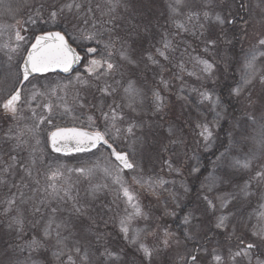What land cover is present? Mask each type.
I'll list each match as a JSON object with an SVG mask.
<instances>
[{
	"label": "rangeland",
	"instance_id": "374dc122",
	"mask_svg": "<svg viewBox=\"0 0 264 264\" xmlns=\"http://www.w3.org/2000/svg\"><path fill=\"white\" fill-rule=\"evenodd\" d=\"M41 2L47 4L50 0H0V26L16 25V22L20 21L21 23L17 27L29 29L28 26L33 24L24 23V21L28 20L29 15L34 14L31 6L39 5ZM168 2L169 0H132L130 2L129 12L135 16V21L141 27L140 34L136 35L133 33L129 44H132L133 40L135 41L133 49L138 57L143 55L144 62H140L138 65H126L114 53V60L117 63L124 64L121 69L122 75L121 72H117L114 78H108V83L113 84L117 88L114 98L118 103H126L121 100V97L124 95L123 86H125L129 78L135 80L137 87L144 93L143 104L137 108L136 113L132 114L140 125L134 130L135 136L118 140L117 144L114 145L118 151L129 152L131 162L137 166L135 170L124 169L121 175L126 182V186L133 193L135 200L139 202L143 211L148 214V219L135 218L131 222L128 239L124 238V233L120 230V218L125 214V198L122 191H119V186L113 184L112 178L103 171L105 166L103 164L104 157H109L112 164H115V160L110 157V150L106 146H100L92 152H86L88 153L87 155L68 159V157L58 156L59 154L53 153L48 145L49 133L56 127L74 126L90 130L92 128H98L100 131L104 130V121L99 118V111L91 107L81 110L75 101L78 92L81 96L88 95L89 100H92V96L82 90L81 86L76 83L77 76L91 79L86 71L87 64L70 75L49 73L31 77L22 86L21 110L16 121L0 109V129L3 131V135H0L2 136L1 142L4 143V133L9 128L24 129L33 127L39 122L40 116L48 117L47 110L42 106L44 104L53 106L52 116L50 117L52 124L50 125L46 121L40 124L39 138L41 143L37 146L38 155H42L43 158V163L38 162L37 164L40 172L37 177L40 181V195H43V188L50 183L48 177L53 174L51 172H55L57 175L51 183H54L59 189H66L69 196L75 197L82 204L89 206L91 219L89 220L85 217L83 223L77 225V229L74 230L73 237L70 240L80 236V242L85 247L91 243L92 247L88 250L92 255L94 264L96 260L102 258L95 251L96 248H99L101 253L104 252L105 248L109 252L114 253L111 258L103 257L105 264H113V261L115 264H184V258L188 252H195L200 257L202 264H236L232 256L237 251L244 249L245 244L258 242L257 238L252 235L253 229L251 226H259L257 220L258 208L259 203H264V201L258 202L255 195V187L251 189L254 196L250 201L239 192V189L249 179L250 170L232 169L226 163L218 161V159L209 160L208 173L199 183V191L192 197L191 186L197 173H192L191 169L197 165L201 167V163H203L201 161L202 156L214 145L218 128V126L212 125L213 139L209 142L208 147H205V141L198 135L200 129L196 128V124L205 121L212 122L217 112H220L221 117H223L220 99L219 106L213 108L208 101L200 102V92L208 91L213 94L214 98L219 97L217 93L218 80L228 70L226 67H228L230 61L235 58L237 61L235 66L236 77L237 81H239L245 54L256 45L259 38L264 37V11H262L264 5L261 4V0H247L245 4L248 7L247 10L243 9L245 13L240 16L241 20L235 22L232 30L230 28L227 29V35L221 39L215 49L210 48L205 52L202 40L190 34L175 36L176 29L167 18L166 5ZM258 5L260 6L258 7ZM232 11L233 14L237 13L236 3L232 4ZM44 14L45 16L47 15V9H45ZM159 14L163 16L162 20H160L161 16ZM245 20L247 21L246 24L244 23ZM40 23L46 24V27L63 25L71 39L76 34L74 27L70 23L59 20L55 24L51 22ZM164 23H166L165 26ZM193 23H196V21H193ZM145 24L149 25L147 32L144 31ZM214 31L218 32L219 30L216 29ZM168 32L172 33L168 38L173 40L177 51L173 53L171 63L160 58L163 67L154 65L147 61L148 51L154 52L153 45L156 47L160 46V34H167ZM14 33V28H8L0 32V45L10 43L14 46ZM22 35L26 38V43L23 47L28 48L32 35L24 31H22ZM154 36L155 39H153ZM73 40L77 43H84L78 39ZM227 41H231V43ZM188 45H191V47H188V52L185 53L184 49ZM118 47L119 45H117ZM217 48H219V51H216ZM6 51L7 49H0V72L3 73L2 78H4L0 82V102L7 97L14 85L16 87L20 86V84L16 83L17 68L15 65L22 63V60H20L19 56H14L13 60L9 61L5 55ZM189 53L192 57L200 56L210 62H215L216 68L211 77L201 72V67H198L195 61L190 59ZM23 54L26 55V53ZM180 63H183L182 69L177 67ZM257 68L264 69V58L258 60ZM189 73L193 74L189 75ZM6 75L9 77H6ZM161 76H163L164 80L169 81L166 89L159 83ZM114 80H119L120 84L116 85ZM56 84L68 85V87L63 90L57 89L54 94H50L48 89L42 87L43 85ZM153 90L160 91L163 97L164 108L160 111L155 109ZM89 92L95 93L96 96V100L92 102L99 103L100 93L95 91V87L91 88ZM39 93H44V95ZM259 93L260 84L257 81L252 90L253 99ZM34 94H36L35 99H33ZM112 100L113 97H109L106 103L110 104ZM237 100L239 107L243 111L242 116L247 118L246 114L251 113L253 109L247 105L243 98ZM66 108L72 111L66 112ZM105 110L107 109L105 108ZM33 111L36 113L35 116H33ZM124 111L127 113L129 109L124 108ZM88 116H93L94 119L91 127ZM126 126V123L121 125V127ZM169 129H172L171 134ZM249 131L253 135L255 134L251 128ZM22 138L28 139L27 136ZM176 138H181L184 144H172L171 141ZM32 143L34 142H30L29 147H26L20 153V156L26 161L30 160L29 148ZM249 147L251 148L253 145L250 143ZM9 148L10 145L2 148L0 144V163L9 160L7 154ZM234 158H239V156H230L229 160ZM98 160L101 161L99 169L90 173L87 171L85 173L75 171V169L81 167L87 170ZM166 161H172V168H179L180 171L170 170ZM261 164H264V157L261 160L252 162L253 167ZM226 170L234 173L231 177V182L219 183ZM33 174L35 176V169ZM133 176H142L144 180H148L149 177L158 178L169 181V183L164 185V188L153 190L147 184L142 186L134 181ZM27 183H29L30 188L35 187L33 182L29 181ZM182 184L188 189L187 192L184 191V187H181ZM209 187H211V191H209ZM165 189L168 191H165ZM19 191L29 193V188H23ZM19 191L11 188V184L7 187L0 186V209L5 206V201L10 198L11 193H16L18 198ZM169 192L177 193V200H173ZM230 192L237 193L240 199L233 201L226 209H220L219 202H217L215 214L210 211L205 213V202L202 199L204 195L213 198ZM192 199L194 201L191 206L187 207L182 215H179L180 209ZM249 202L251 207H249ZM67 203L70 207L73 201L68 200ZM128 210L131 211V206H128ZM166 212L174 213V215L166 214ZM232 213H235L236 216L233 217ZM188 214H191L193 219H191L189 225H185L183 218ZM68 215L67 212L58 214L55 217L53 229H55V224H60L63 220H66ZM220 215H227L228 220L226 221V227L218 229L215 224L217 217ZM177 216H179L177 225L182 227L185 239L179 237L178 233L173 229V223ZM33 219L32 216L27 218L25 239L32 236L39 238L43 235L44 222L42 221L41 224L33 228ZM241 219L248 226L238 224L237 222ZM7 223L8 220L0 213V238L6 239V244L14 240L22 243L13 233L9 232ZM133 229L143 230L137 244L129 242L134 235ZM165 230L172 234L167 248L162 245V241L165 238ZM64 234L67 235L66 232ZM97 234L101 235L103 239L97 241ZM52 236L53 238L45 245V249L32 253L35 264H59V261L53 255L57 250L54 239L55 231H53ZM187 240L194 243L198 248L188 245ZM240 241H243V243H240ZM139 243H144L150 249L158 250L153 251L151 261L144 256L142 251L138 250ZM65 251L67 252V249ZM28 255L29 253L25 252L20 259L23 261ZM215 255H220L222 260L220 262L215 261L213 259ZM134 257L137 258V261ZM61 258L67 264L66 256ZM236 260L241 261V264H264V246L259 249H253L248 257L241 256L237 257ZM188 264H191L190 259Z\"/></svg>",
	"mask_w": 264,
	"mask_h": 264
},
{
	"label": "snow or ice",
	"instance_id": "6c2138e0",
	"mask_svg": "<svg viewBox=\"0 0 264 264\" xmlns=\"http://www.w3.org/2000/svg\"><path fill=\"white\" fill-rule=\"evenodd\" d=\"M235 3L236 0H169L166 5L167 18L176 29L175 36L190 34L202 40L204 51L207 52L210 48L215 49L217 47L221 39L227 35L229 27L235 26L236 17L239 15L238 13L233 14L232 4ZM261 4L264 5V0H261ZM129 5L130 0H50L47 4L41 2L39 5L31 6L34 14L29 15L28 20L24 21V23L33 25L38 21L55 24L59 20L70 23L76 32L73 39L86 42L88 45L85 54L92 58L87 61L86 71L91 79L77 76L76 83L81 86L82 90L92 96V100H89L88 95L81 96L78 92L75 101L81 110L91 107L99 111V118L104 121V130L100 131L98 128H92L89 131L77 127H56L54 131L49 133L48 139L51 147L56 152L68 149L74 152H87L92 149H98L100 146H106L110 150V157L114 158L115 164H112L109 157H104L103 164L105 166L103 171L112 178L113 184L119 186V191H122L125 198V214L120 218V230L124 233L125 239H128L129 226L135 218L148 219V214L143 211L139 202L135 200L133 193L126 186V182L121 175L124 169L135 170L137 166L130 162L129 152L118 151L117 147H114L118 140L135 136L134 130L140 127L132 114L136 113L137 108L143 104L144 93L137 87V82L129 78L125 86H123L124 95L121 97V100L126 103H118L114 98L117 88L113 84L108 83V78H114L117 72H121L124 64L138 65L140 62H144L143 55L138 57L133 49L135 41L133 40L132 44H129L133 33L136 35L140 34L141 27L135 21V16L129 12ZM237 7L247 10L248 6L244 3V0H239ZM45 9H47L46 16L44 14ZM193 21H196V23H193ZM20 23V21H17L16 25L0 26V32L8 28L15 29V45L12 46L10 43H5L0 45V49H7L5 55L9 61H12L14 56H19L20 60H22V63L15 65L17 68V84H23L24 81L29 80L30 76L37 73H47L56 69L69 72L72 65L81 60V56L66 39L64 31H42V34L34 37V42L31 43L30 47L24 48L23 45L26 43V38L22 35V31H26V29L17 27ZM244 23L246 24L247 21L245 20ZM216 29L219 31H214ZM148 30L149 25L145 24L144 31L147 32ZM169 35H172V33L160 34V46L156 47L153 45L155 51H148L147 61L161 67L163 66L160 58L171 63L173 53L177 51V47L173 40L168 38ZM153 39H155V36ZM227 42L231 43V41ZM93 44L95 46H91ZM117 45H119L118 48ZM188 47H191V45L185 47V53L188 52ZM25 52L26 55L23 54ZM114 53L119 56L120 61H123L124 64L117 63L114 60ZM189 57L195 61L198 67H201L203 74L208 77L212 76L216 68L214 61L210 62L200 56L192 57L190 53ZM262 58H264V37L259 38L256 45L245 54L240 79L235 87L229 89L230 97L243 98L253 111L246 114L247 118L245 120L236 121V124L229 131L227 143L221 144L224 150L217 157L218 161L226 163L232 169L250 170L249 179L239 189V192L250 201L254 196L251 189L255 187V195L258 202L264 201V164L253 167L252 162L261 160L264 157V69L257 68V62ZM177 67L182 69L183 63L178 64ZM192 74L189 73V75ZM257 81L260 84V93L253 99L252 90ZM114 83L119 85L120 81L114 80ZM159 83L165 89L169 85V81L164 80L163 76H161ZM42 87L48 89L50 94H54L57 89H66L68 85L56 84L43 85ZM93 87H95L96 92L100 93L99 103L92 102L96 100L95 93L89 92ZM39 94L44 95V93ZM35 95L33 99H35ZM109 97H113L110 104L106 103ZM153 97L155 109L157 111L162 110L164 102L160 91L153 90ZM200 97L201 103L208 101L213 108L219 106V97L214 98L211 92H200ZM21 102V90L14 85L7 97L0 102V109L16 121L21 110ZM42 107L47 110L48 117L40 116L39 122L35 126L24 129L9 128L4 133L3 141L5 144H9L10 148L7 153L9 160L0 163V186L7 187L11 184V188H15L18 191L23 188H29V193L19 191L18 198L16 193H11L10 198L5 201V206L0 209V213L8 220L7 228L9 232L22 241V243L15 242V240L10 241L4 246L2 252H0V264H35L32 253L45 249V245L53 238V231H55L54 239L55 247L57 248L53 255L57 258L59 264H65V260L61 258L64 256L67 258V264H94L92 255L88 250L92 247V244L89 243L85 247L80 242V236L70 240L73 237L74 230L77 229V225L82 224L85 217L89 220L91 219L89 206L82 204L79 199L69 196L66 189H59L54 183H51L57 173H53L48 177L50 183L43 188V195H40V181L37 178L40 175L37 164L38 162L43 163L42 155H38L37 147L41 143L39 138L40 124L45 123V121L50 125L52 124L50 117L52 116L53 106L44 104ZM124 108L129 109V112L126 113ZM65 111L70 112L72 110L66 108ZM35 115L36 113L33 111V116ZM221 118L220 112H217L212 122L205 121L196 124V128L200 129L198 135L205 141V147H208L209 142L213 139L212 125L219 126ZM88 120L91 127L94 123L93 116H88ZM125 123L127 126L121 127ZM250 128L255 133L254 135L249 131ZM169 132L171 134L172 129H169ZM24 136H27L28 139H23L22 137ZM30 142L34 143L29 148L30 160L26 161L20 156V153L26 147H29ZM171 143L183 145L184 141L181 138H176ZM250 143L253 145L251 148L249 147ZM230 156H239V158L229 160ZM166 163L170 170L180 171L179 168H172V161H166ZM100 165L101 161L98 160L87 170L81 167L75 169V171L80 173L87 171L90 173L99 169ZM34 169L35 176L33 174ZM191 172L199 173L200 167L198 165L193 167ZM232 175L234 173L226 170L219 183L231 182ZM133 180L142 186L147 184L153 190L164 188V185L169 183V181L158 178L153 179L152 177L144 180L142 176H133ZM29 181L33 182L35 187L30 188L29 183H27ZM181 187H184L185 192L188 191L183 184ZM211 190V187H209V191ZM62 191L63 195H61ZM165 191L168 190L165 189ZM169 195L173 200H177V193L169 192ZM202 199L205 202V213L210 211L215 214L217 202H219L220 209H226L229 204H232L233 201H238L240 197L237 193L230 192L213 198L204 195ZM68 200L73 201L70 207L67 203ZM128 206H131V211L128 210ZM249 207H251L250 202ZM64 212L69 214L68 218L60 224H55V229H53L55 217ZM166 214L174 215V213L168 212ZM28 216L34 218L32 220L33 228L41 224L42 221L44 222L43 235L41 237L32 236L25 239V224L28 222ZM232 216L235 217L236 214L232 213ZM191 219H193L191 214L185 215L183 218L184 224L189 225ZM227 220V215H220L217 217L215 227L218 229L226 227ZM257 220L259 226L252 225L251 227L253 229L252 235L257 238L258 242L247 243L244 249L237 251L232 256L236 264H241V261L236 260L237 257H248L253 249H259L264 246V203H259ZM237 223L248 226L243 219ZM133 231L134 235L129 242L137 244L143 230L133 229ZM65 232L67 235L64 234ZM171 235L165 230V238L162 241L163 247L167 248L169 246ZM101 239L103 237L97 234L96 240L99 241ZM65 249H67V252ZM138 250L142 251L144 256L149 258V261H151L153 251H158L150 249L144 243L138 244ZM95 251L102 257L96 260L95 264H105L103 257L111 258L114 255L107 248H105L103 253L100 252L99 248H96ZM25 252H28L29 255L22 261L20 257ZM189 259L191 264H202L200 257L195 252L186 254L184 264H188ZM213 259L220 262L222 257L215 255ZM113 264H115L114 261Z\"/></svg>",
	"mask_w": 264,
	"mask_h": 264
},
{
	"label": "trees",
	"instance_id": "16d2710c",
	"mask_svg": "<svg viewBox=\"0 0 264 264\" xmlns=\"http://www.w3.org/2000/svg\"><path fill=\"white\" fill-rule=\"evenodd\" d=\"M131 1L132 0H130V2ZM246 2H247V0H244V3H246ZM238 4H239V0H236V6ZM237 13L239 15L237 16L236 21L237 20H241L240 16L245 13V10L243 11V9L237 7ZM159 16H161L160 20H162L163 16L160 15V14H159ZM165 24L166 23H164V26H165ZM28 27H29V29L27 28L26 31H24V32H26V33L28 32V33H30L32 35L31 42L29 43V45L34 40V37L36 35L42 33V31H45V30L64 31L66 33L67 38L72 43V45H74L76 47V49L84 56L81 67L79 69L75 70L74 72L79 71L87 63L88 59L92 58L91 56H87L85 54L86 53V47L88 46L87 43L86 42L77 43L75 40L71 39V37L69 36L68 32L66 31V28L63 25H56V26H53V27H46V24L38 22L36 25H34V26L31 25V26H28ZM229 28H230V30H232L233 27H229ZM151 35H153V33H151ZM91 46H95V45H91ZM216 51H219V48H217ZM236 64H237L236 58L231 60L230 63L228 64V67H226V69H228V70L225 71L224 74L221 75L219 80H218L217 93H218L220 102L222 104L221 108L223 109V111H222L223 117L219 121V126H218V128L216 130L215 143L212 146V148H210V150L207 151V153L205 152L203 154L202 160H201V161H203V163H201L200 172L197 173V175H195L194 178H193V184L191 186V190H192L191 191V196L192 197L197 194V192L199 191V183L201 182V180L208 173L209 160L217 159V157H219L220 153L224 150L221 147V144L222 143H227L228 138H229L228 137L229 131L236 124V121H243V120L246 119V117L242 116L243 115V111L239 107V103H238L237 98L235 96H232V97L229 96V89L232 88L233 86H235L234 84L237 83V77H236L237 74H236V71H235ZM1 67H2V65H1ZM2 74L3 73L0 72V82L4 80V78H2ZM6 77H9V76L6 75ZM214 118L212 119V121L214 120ZM0 134L3 135V131L1 129H0ZM1 135H0V144H1L2 148H5L6 146L9 147L8 144H5V143L1 142V140H2V136ZM237 139H239V137H237ZM87 154L88 153L76 154V155H68V156H64L63 155V156L64 157H68V159H71V158L73 159V158H79L82 155H87ZM56 155H58V154H56ZM58 156H61V155H58ZM51 173H55V172H51ZM77 184H79V183H77ZM61 194L63 195V191L61 192ZM193 201L194 200L192 199L187 205H184L180 209V214L179 215H182L185 212L186 208L191 206ZM178 218H179V216H177V219L173 223V229L178 233L179 237H182V238L185 239L186 237L184 235V231H183L182 227L177 225V222L179 220ZM5 240L6 239H4L3 237L0 238V250H3L4 246L6 245ZM240 243H241V241H240ZM187 244L190 245L191 247L194 246V247L198 248V246H195L194 243H191L188 240H187ZM128 250L132 251L130 249H128ZM133 255H134V251H133ZM134 259L137 261L136 257H134Z\"/></svg>",
	"mask_w": 264,
	"mask_h": 264
},
{
	"label": "water",
	"instance_id": "95a60500",
	"mask_svg": "<svg viewBox=\"0 0 264 264\" xmlns=\"http://www.w3.org/2000/svg\"><path fill=\"white\" fill-rule=\"evenodd\" d=\"M50 31H59V30H50ZM40 34H42V33H40ZM40 34H38V35H40ZM66 39L68 40V42H69V44L76 50V52L81 56V60L80 61H78V62H76V63H74L73 65H72V68H71V70L69 71V72H63L62 70H60V69H56L55 71H49V72H47V73H37V74H33L32 76H30L29 77V79L31 78V77H33V76H37V75H45V74H48V73H59V74H62V75H70L73 71H75L76 69H78L80 66H81V64H82V61H83V56H82V54H80L79 53V51L76 49V47L74 46V45H72L71 44V42L69 41V39L67 38V36H66ZM33 42H34V40H33ZM32 42V43H33ZM31 45V44H30ZM30 47V46H29ZM26 81H24L23 82V84L25 83ZM23 84H21V86L23 85ZM21 86L19 87L20 88V90H21ZM70 127H74V126H69V127H67V128H70ZM61 128H66V127H61ZM77 128H82V127H77ZM82 129H84V130H89L90 131V129H87V128H82ZM55 130V129H54ZM53 130V131H54ZM49 137V136H48ZM48 145H49V148H50V150L53 152V153H55V154H59V155H64V156H68V155H74V154H79V153H86V152H74V151H71L70 149H68V150H66V151H62V152H56L52 147H51V143H50V140L48 139ZM93 150H95V149H92L91 151H93ZM91 151H87V152H91ZM114 159V158H113ZM130 159V158H129ZM130 162H131V160H130ZM125 170H130V169H125Z\"/></svg>",
	"mask_w": 264,
	"mask_h": 264
},
{
	"label": "flooded vegetation",
	"instance_id": "af4514ba",
	"mask_svg": "<svg viewBox=\"0 0 264 264\" xmlns=\"http://www.w3.org/2000/svg\"><path fill=\"white\" fill-rule=\"evenodd\" d=\"M79 53H80V52H79ZM80 54H81V53H80ZM82 56H83V55H82ZM83 57H84V56H83ZM86 64H87V63H86ZM86 64H85V65H86ZM85 65H84V66H85ZM86 68H87V67H86ZM78 69H79V68H78ZM26 82H27V81H26ZM26 82H25V83H26ZM21 93H22V86H21Z\"/></svg>",
	"mask_w": 264,
	"mask_h": 264
}]
</instances>
